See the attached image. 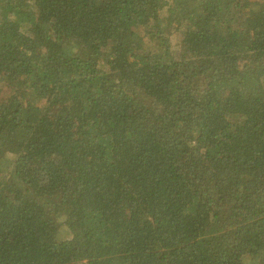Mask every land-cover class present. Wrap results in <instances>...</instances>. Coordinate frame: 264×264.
<instances>
[{"label": "trees", "instance_id": "trees-1", "mask_svg": "<svg viewBox=\"0 0 264 264\" xmlns=\"http://www.w3.org/2000/svg\"><path fill=\"white\" fill-rule=\"evenodd\" d=\"M0 264H264V0H0Z\"/></svg>", "mask_w": 264, "mask_h": 264}]
</instances>
